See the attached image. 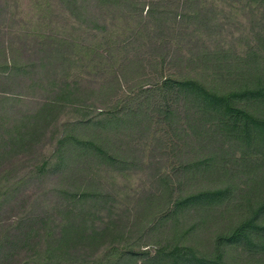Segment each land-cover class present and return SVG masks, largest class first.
I'll return each instance as SVG.
<instances>
[{"label":"trees","instance_id":"trees-1","mask_svg":"<svg viewBox=\"0 0 264 264\" xmlns=\"http://www.w3.org/2000/svg\"><path fill=\"white\" fill-rule=\"evenodd\" d=\"M1 2L0 264H227L223 248L243 244L264 253L263 202L218 237L213 255L185 246L194 228L178 225L152 255L142 242L150 225L219 205L227 189L176 197L159 167L150 177L167 184L170 210L146 222L145 184L109 180L146 175L151 142L167 154L159 125L178 150L196 144L204 153L216 137L226 145L234 136L260 149L264 164V116L249 111L264 109V32L254 31L253 46L232 32L241 26L234 12L246 11L262 12L254 28L264 30V0ZM227 41L250 48L246 78L234 85ZM213 162L199 160L198 172Z\"/></svg>","mask_w":264,"mask_h":264},{"label":"rangeland","instance_id":"rangeland-1","mask_svg":"<svg viewBox=\"0 0 264 264\" xmlns=\"http://www.w3.org/2000/svg\"><path fill=\"white\" fill-rule=\"evenodd\" d=\"M5 0H2V5ZM247 16L243 17L242 13L234 12L233 21L240 22V27L233 28L232 32L240 31L235 35L238 42H245L246 39L252 41V46L256 44L257 38L254 31L264 30L256 29L257 23H263L261 13L253 17L249 11ZM249 14V15H248ZM232 34H229L231 37ZM233 41H227V46L231 48L227 62L230 65L232 73L226 77L234 85L241 77L242 72L246 73V54L250 48L244 45H237ZM235 52L239 54L235 56ZM218 64L223 66L224 59H217ZM221 79L220 76H218ZM211 84V83H210ZM230 86V85H229ZM243 106V105H242ZM246 108V104H245ZM249 111L258 117L264 116V109L256 106L249 107ZM63 130V129H62ZM197 131V130H196ZM154 136L163 143L167 154L160 153L158 142H151L145 154L146 166L148 170L145 174L137 176L110 175V181H114L116 186L128 187L129 189H138L145 184V188L152 192L151 201L143 206L150 211L144 214L146 222H153L155 214L169 211L170 208L164 206L162 202L163 188L167 189V184L156 182L155 177L151 178L150 174H156L155 169L162 167V172L171 177L170 185L176 188V197L178 194H189L207 189H227L225 199L221 204L213 207L191 210L185 212L176 221V215L171 216L157 226L150 225L153 228L151 232L145 235L143 246L144 251H149L152 255L164 246L165 240L173 234L174 226L178 225L181 233L188 230L193 231L183 239L185 246L194 247L201 255H213L216 252V242L221 234L226 233L237 227L243 220L253 214L264 202V164L260 149L254 146H248L246 141L240 140L234 136L226 138V145H223L222 139H216L208 146V151L200 153L198 148L201 145H186L183 149H177L173 144H178L177 139L171 137L174 133L168 130L165 125L156 126ZM175 132H179L178 130ZM178 134V133H177ZM221 137L220 135H218ZM207 145V142H205ZM155 147V148H153ZM171 155V157H169ZM255 156V159H254ZM212 157L213 169L211 171H199V160H205ZM260 160L261 167H255L251 162ZM144 162V164H145ZM149 163V164H148ZM155 186V187H154ZM175 197V198H176ZM154 204L153 206H150ZM169 219V220H168ZM224 259L227 264H264V253L257 254L246 250V245L227 246L223 248Z\"/></svg>","mask_w":264,"mask_h":264}]
</instances>
